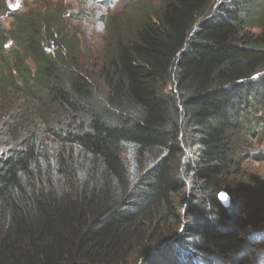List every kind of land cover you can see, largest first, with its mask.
I'll use <instances>...</instances> for the list:
<instances>
[{"label": "trees", "instance_id": "obj_1", "mask_svg": "<svg viewBox=\"0 0 264 264\" xmlns=\"http://www.w3.org/2000/svg\"><path fill=\"white\" fill-rule=\"evenodd\" d=\"M60 4L0 24V103L21 97L0 105V264L232 261L247 206L224 209L219 194L239 193L247 139L264 133V0L102 18L99 90Z\"/></svg>", "mask_w": 264, "mask_h": 264}, {"label": "rangeland", "instance_id": "obj_2", "mask_svg": "<svg viewBox=\"0 0 264 264\" xmlns=\"http://www.w3.org/2000/svg\"><path fill=\"white\" fill-rule=\"evenodd\" d=\"M3 2L2 10L0 14V24L4 30H8L9 26H12V19L10 14L4 11V8H8L11 12H23L29 9L44 13L48 8L53 7L47 5L52 2H58L59 0H0ZM62 4L60 7L66 11V19L70 16L71 24H68V32L77 36L79 43L78 47L83 50L81 56L82 63L85 64V70L90 74L91 82L95 89L99 90L98 84L95 80V65H99L102 62L100 55L105 52L103 45L107 36L106 25L102 23V18H109L111 20H117L129 13L133 8L138 7L141 4H158L160 0H60ZM1 9V8H0ZM133 14V13H131ZM112 25V23H111ZM109 37V35H108ZM11 41L6 45L8 49L11 47ZM13 62L4 61L3 66L11 67ZM30 68L35 70L34 66L29 63ZM1 68V65H0ZM2 69V68H1ZM1 72V70H0ZM169 93L172 92V85L169 87ZM11 94V95H10ZM14 100L18 105L21 97L16 96L13 93L7 95V99L2 100L1 107L8 106L9 100ZM3 110L0 108V112ZM5 112V111H3ZM45 139V138H44ZM250 143L248 150L255 146L260 145L257 149L252 150L249 156H244L241 169L244 172L242 180H235V190L239 193H228L232 198L237 197L239 203L243 207L248 208L243 211L242 227L246 233L250 234L249 241L246 245V253L248 256H244L239 263L236 264H264V156L261 153L264 151V133H256L255 137L247 139ZM241 182L246 183L249 186V191L245 188ZM239 187V189H238ZM258 190L256 198L253 190ZM186 201L187 198L185 197ZM170 232V237L173 238L171 245H178L183 251H188L190 247L187 245L185 238L178 232L175 227L167 228ZM169 242V243H170ZM133 250L135 254L131 253L129 258L136 260L141 253V246L133 244ZM151 248V247H150ZM158 249L159 245H155L150 251ZM175 251L176 247H172ZM149 251V252H150Z\"/></svg>", "mask_w": 264, "mask_h": 264}, {"label": "clouds", "instance_id": "obj_3", "mask_svg": "<svg viewBox=\"0 0 264 264\" xmlns=\"http://www.w3.org/2000/svg\"><path fill=\"white\" fill-rule=\"evenodd\" d=\"M4 11H6V12H8V14H12V13H15V12H11L10 10H8V8H4ZM27 11V10H26ZM19 12H21V11H19ZM25 12V11H24ZM10 27V26H9ZM170 87V86H169ZM168 92V91H167ZM258 134H260V132H258ZM260 145H258V146H255V147H253V148H250L249 150H247L246 151V153L248 154V156L252 153L251 151L252 150H254V149H257L258 147H259ZM261 155H263L264 156V151L261 153ZM222 195H226V197L229 199V206L228 207H225L224 206V204H223V202H222V200H221V197H222ZM219 201H220V204L222 205V207L224 208V209H230V207H231V205H232V197L231 196H229V194H228V192H226V191H222L220 194H219ZM248 208V207H247ZM246 208V209H247ZM245 209V210H246ZM243 224V223H242ZM239 229L243 232L244 231V233L246 234V239H245V243L243 244V245H240L239 246V251H238V253H237V255H236V257H233V260L232 261H228L226 264H236V263H239L241 260H242V258L244 257V256H248V254L246 253V251H245V249H246V245H247V243H248V241H249V235L250 234H248V233H246L245 231H248V229H246V230H244L243 229V227L241 226V227H239Z\"/></svg>", "mask_w": 264, "mask_h": 264}, {"label": "water", "instance_id": "obj_4", "mask_svg": "<svg viewBox=\"0 0 264 264\" xmlns=\"http://www.w3.org/2000/svg\"><path fill=\"white\" fill-rule=\"evenodd\" d=\"M221 200H222V202H223V204H224V206L225 207H228L229 206V199L226 197V195H222V197H221Z\"/></svg>", "mask_w": 264, "mask_h": 264}]
</instances>
